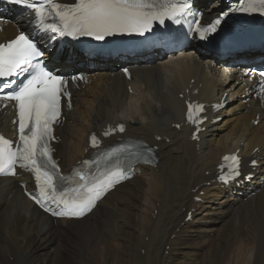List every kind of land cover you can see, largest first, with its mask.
I'll list each match as a JSON object with an SVG mask.
<instances>
[{
  "label": "bare ground",
  "instance_id": "obj_1",
  "mask_svg": "<svg viewBox=\"0 0 264 264\" xmlns=\"http://www.w3.org/2000/svg\"><path fill=\"white\" fill-rule=\"evenodd\" d=\"M197 5L206 17L215 12L208 0ZM16 32L17 25L7 24L0 40ZM185 51L192 55L134 70L130 81L109 72L108 63L82 70L88 83L73 91L72 108L56 130L62 169L87 156L91 132L117 123L125 125L119 137L156 145V166L141 167L78 221L53 222L24 198L15 179H0V264H264V189L243 201L239 189L213 182L220 157L239 149L259 164L251 190L262 188L264 118L257 101L235 98L246 94L245 79L228 76L214 58L197 59L194 47ZM224 77L240 85L231 87L219 124H207L199 141L190 140L184 99L216 102ZM8 118L1 112L0 125ZM189 210L191 220L184 222Z\"/></svg>",
  "mask_w": 264,
  "mask_h": 264
},
{
  "label": "snow or ice",
  "instance_id": "obj_2",
  "mask_svg": "<svg viewBox=\"0 0 264 264\" xmlns=\"http://www.w3.org/2000/svg\"><path fill=\"white\" fill-rule=\"evenodd\" d=\"M11 2L26 5L34 11L33 27L42 34L51 32L60 36H90L102 40L118 33L144 36L152 31L153 21L165 23L163 13L151 11L155 0H75L73 4L56 3L54 0ZM257 4L264 8V0H247V7L242 5L238 10L251 12L256 9ZM44 5L49 6V15L55 13V17L61 22L60 25L44 22ZM191 10L189 0H175L172 12L167 18L180 24V17L186 16ZM229 11L231 9L210 21L207 27H203L201 21H195L197 27L190 30L198 34L200 40H208L210 35L217 33L221 19L226 17ZM44 56L45 52L38 47L35 40L23 31L7 46L0 44V98L15 101L19 117V142H16L15 148L12 147L13 141L0 135V174H16L17 167L30 170L40 189L39 196L29 193L35 202L54 216L78 218L92 210L106 183L110 184L112 181L107 178L106 182L100 181L96 177L89 179L86 174L77 173L79 180L84 183L77 181L78 187L61 190L62 185L59 182L64 181L66 177L59 175V169L51 159L49 141L54 139L51 135L52 125L61 111L66 82L60 74L47 70L39 62L33 63V60L42 59ZM24 73L29 75L18 87L15 79L8 80L9 77ZM261 75L264 76V72ZM200 107L202 106H198ZM191 112L192 106L189 105L190 119ZM117 129L120 132L125 130L124 125L119 124L110 131L115 132ZM104 135H109V132L106 131ZM91 140L93 146H96L94 135ZM142 147L138 144H123L112 149L107 155L120 158V154L124 153L128 165L133 161L149 162L147 154L151 149L143 147L141 150ZM224 159H230L236 165L229 173L235 179L240 174L238 158L232 156ZM83 163L88 164L89 161ZM117 175L120 179L127 178V168L109 174ZM220 179L222 182H229L223 175ZM66 193L73 195L68 196ZM44 201L55 204L56 209H50Z\"/></svg>",
  "mask_w": 264,
  "mask_h": 264
},
{
  "label": "rangeland",
  "instance_id": "obj_3",
  "mask_svg": "<svg viewBox=\"0 0 264 264\" xmlns=\"http://www.w3.org/2000/svg\"><path fill=\"white\" fill-rule=\"evenodd\" d=\"M202 213H203V211L200 213V215H202ZM200 215H199V216H200ZM192 232L195 234L194 231H192ZM192 232H189V233H192ZM189 233H188V234H189ZM193 233H192V234H193ZM166 253H167V250H166L165 254H166Z\"/></svg>",
  "mask_w": 264,
  "mask_h": 264
}]
</instances>
